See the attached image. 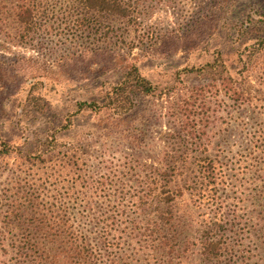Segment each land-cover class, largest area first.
Listing matches in <instances>:
<instances>
[{
  "label": "rangeland",
  "instance_id": "1",
  "mask_svg": "<svg viewBox=\"0 0 264 264\" xmlns=\"http://www.w3.org/2000/svg\"><path fill=\"white\" fill-rule=\"evenodd\" d=\"M122 1L127 16L94 12L81 22L93 11L76 0H49L48 16L30 36L15 19L0 22V151L4 142L17 147L0 155V214L18 205V218L13 217L18 229L46 230L37 222L47 205L39 207L40 200L34 204L28 198L41 195L24 187L18 167L23 155L40 149L56 146L82 154L78 168L93 185L88 204L82 192L60 203L63 186L56 176L46 179L51 189L44 193L59 213L68 207L74 215L107 218L100 228H112L124 210L135 218L137 202L130 199L150 189L158 192L160 168L179 166L180 176L194 180L197 163L207 157L220 168L219 183L217 193L209 190L213 196L185 189L187 234L196 242L186 263L203 264L200 221L222 210L229 217L237 211L246 249L255 254L253 261L263 260L258 246L264 220L257 215L264 213V199L256 194L263 183L258 175L264 174L259 153L264 144V0H222V6L207 4L211 0ZM211 13L206 24H198ZM131 64L152 83L153 92L135 95L127 113L86 105L108 100ZM222 73L231 76L236 95L225 92ZM185 101L195 103L194 112L184 113ZM151 200L147 211L157 203ZM10 256L11 264H22L23 259Z\"/></svg>",
  "mask_w": 264,
  "mask_h": 264
},
{
  "label": "trees",
  "instance_id": "2",
  "mask_svg": "<svg viewBox=\"0 0 264 264\" xmlns=\"http://www.w3.org/2000/svg\"><path fill=\"white\" fill-rule=\"evenodd\" d=\"M76 1L87 11H93L79 18L78 21L81 22L94 17V12L117 17H124L129 13L122 0ZM8 3L10 10L6 9ZM210 3L222 6V0H211L207 4ZM48 8L49 0H0V22L3 24L10 18L15 19L23 35L30 36L31 31L36 30L42 20L48 16ZM212 16V13L202 15L197 20L198 24H206L205 19L208 17L211 19ZM125 74V78L108 93L106 97L108 100L86 105L97 110L108 108L117 114L127 113L134 108L135 95L154 91L152 83L140 73L137 65L131 64ZM222 86L228 94L238 93L231 76H225L223 73ZM36 103L39 108L44 107L40 101ZM194 106V102L185 101L184 113L194 112ZM2 145L4 148L0 151V155L3 156H8L17 148L5 142ZM55 149L56 146H51L50 149H40V152L29 157L23 155L24 159L18 165L24 173V187L27 184V188H31L36 196L41 195V198L30 196L28 198L34 204L35 200H40L36 204L39 207L47 205L48 212L41 214L43 216L38 218L37 222V225L45 223L46 230L18 229L20 224L13 219V217L18 218L20 209L18 205L11 212L7 210L10 212L8 214L1 213L0 218L3 217L5 226L0 227V264H11L12 257H9L11 253L15 255L16 262L23 259L22 264H187L188 252L196 242L187 234L189 231L185 220L187 210L182 208L185 206L183 203L185 189L191 195L198 193L201 196L207 190L209 195H212L209 190L217 193L220 168L212 159L205 157L202 158V162L197 163L199 166L194 170V180L180 176L179 166L169 165L160 168L158 174L162 179L159 180L158 192L153 195L150 189L138 199L134 201L135 198L130 199L133 203L137 202L136 217H132L128 212L124 214V210L121 216H115L113 219L115 225L112 228H100V223L105 222L107 218L96 221L91 214L74 215L68 207L66 213H59L55 202L44 193L51 189L50 186H45L46 179L51 176H56L58 178L56 182L63 186L64 191L61 189V196L64 201L59 198L63 205L70 195L79 196L81 192L88 204V192L93 188L87 176H84L78 168L79 159H83L82 154L76 156L69 148ZM259 153L264 161V144L262 146L260 144ZM71 174L73 178L69 179ZM263 175H258L260 182L263 181L256 194L258 199H264ZM179 179H184L183 183L178 181ZM153 198L157 203L153 209L147 211ZM68 201H71L70 198ZM196 201L194 199L195 203ZM229 213L231 217L222 210V214L216 213L215 217L205 216L200 221L197 243L200 245L202 263L264 264V258L262 260L261 257L253 261L252 256L255 254L252 253L251 256L246 249L245 231L241 228L243 224L238 225L237 211L232 210ZM257 219L261 222L264 220L262 210L258 213ZM119 224H122V228L113 232ZM258 248L264 257V237L260 240Z\"/></svg>",
  "mask_w": 264,
  "mask_h": 264
}]
</instances>
